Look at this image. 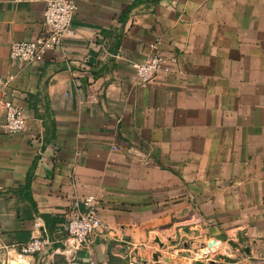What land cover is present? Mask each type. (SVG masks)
Returning a JSON list of instances; mask_svg holds the SVG:
<instances>
[{
  "label": "crops",
  "instance_id": "obj_1",
  "mask_svg": "<svg viewBox=\"0 0 264 264\" xmlns=\"http://www.w3.org/2000/svg\"><path fill=\"white\" fill-rule=\"evenodd\" d=\"M73 1L74 35L25 63L10 45L42 33L44 3L0 0V89L27 123L0 128V262L37 216L62 246L68 204L94 196L100 264H264V0ZM155 43L177 62L143 87Z\"/></svg>",
  "mask_w": 264,
  "mask_h": 264
},
{
  "label": "built area",
  "instance_id": "obj_2",
  "mask_svg": "<svg viewBox=\"0 0 264 264\" xmlns=\"http://www.w3.org/2000/svg\"><path fill=\"white\" fill-rule=\"evenodd\" d=\"M15 1H41L44 3L42 18L43 31L34 39L16 41L10 45L9 57L13 62L34 63L44 59L48 51H55L62 47L63 39L74 35L72 18L76 10L73 0H15ZM158 43V40L156 41ZM152 53L141 61L133 62L134 77L140 86H147L156 77L170 74L172 64L177 62L176 56H165L152 44ZM4 91L0 89V128L7 133H16L26 128V116L20 105L5 98ZM100 204L94 196L73 198L64 212L61 223L62 246H55L57 240L47 229L40 217L33 220L32 236L26 242L12 245H2L1 248L15 254L10 260L7 258L0 264H12L13 261L26 259L34 253L48 252L61 253L68 264H100L91 252L94 237L103 228L100 215ZM84 250L87 255L78 258V251ZM196 253V252H195ZM194 253V254H195ZM199 258L206 254L198 252ZM197 254V253H196ZM127 264H149L148 261H138L131 253Z\"/></svg>",
  "mask_w": 264,
  "mask_h": 264
},
{
  "label": "water",
  "instance_id": "obj_3",
  "mask_svg": "<svg viewBox=\"0 0 264 264\" xmlns=\"http://www.w3.org/2000/svg\"><path fill=\"white\" fill-rule=\"evenodd\" d=\"M210 247H212V246H214L215 245V242L213 241V242H209V244H208ZM159 257H160V253L159 252H156V253H154L153 254V257H152V263H149V264H163V263H161L160 261H159ZM164 261L165 262H169V259L168 258H166V259H164Z\"/></svg>",
  "mask_w": 264,
  "mask_h": 264
},
{
  "label": "bare ground",
  "instance_id": "obj_4",
  "mask_svg": "<svg viewBox=\"0 0 264 264\" xmlns=\"http://www.w3.org/2000/svg\"><path fill=\"white\" fill-rule=\"evenodd\" d=\"M12 264H27L25 259H21L20 261H13Z\"/></svg>",
  "mask_w": 264,
  "mask_h": 264
},
{
  "label": "trees",
  "instance_id": "obj_5",
  "mask_svg": "<svg viewBox=\"0 0 264 264\" xmlns=\"http://www.w3.org/2000/svg\"><path fill=\"white\" fill-rule=\"evenodd\" d=\"M51 226H53V224H51Z\"/></svg>",
  "mask_w": 264,
  "mask_h": 264
}]
</instances>
